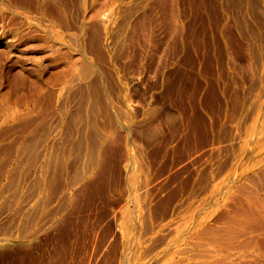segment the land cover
I'll return each instance as SVG.
<instances>
[{
	"label": "rangeland",
	"instance_id": "rangeland-1",
	"mask_svg": "<svg viewBox=\"0 0 264 264\" xmlns=\"http://www.w3.org/2000/svg\"><path fill=\"white\" fill-rule=\"evenodd\" d=\"M94 1L0 0V264H238L245 223L244 241L264 250V192L249 176L264 114V0Z\"/></svg>",
	"mask_w": 264,
	"mask_h": 264
},
{
	"label": "bare ground",
	"instance_id": "bare-ground-1",
	"mask_svg": "<svg viewBox=\"0 0 264 264\" xmlns=\"http://www.w3.org/2000/svg\"><path fill=\"white\" fill-rule=\"evenodd\" d=\"M46 1H47V0H46ZM56 1H58V0H56ZM65 1H66V0H65ZM95 1L98 2V0H95ZM95 1L92 2V3L94 4ZM99 1H100V0H99ZM155 1H158V0H155ZM166 1H167V0H166ZM175 1H176V0H175ZM250 1H251V0H250ZM256 1H257V0H256ZM61 2H62V0H61ZM68 2H69V1H68ZM85 2H86V1H85ZM104 2H106V0H105ZM172 2H173V1H172ZM251 2H252V1H251ZM253 2H254V1H253ZM253 2H252V3H253ZM111 3H113V1H112ZM135 3H136V1H135ZM148 3H149V2H148ZM160 3H161V1H160ZM162 3H163V2H162ZM165 3H166V2H165ZM237 3H238V2H237ZM243 3H245V2H243ZM259 3H260V2H259ZM95 4H96V3H95ZM95 4H94V5H95ZM130 4H131V3H130ZM136 4H137V3H136ZM149 4H150V3H149ZM152 4H153V3H152ZM154 4H155V3H154ZM154 4H153V5H154ZM163 4H164V3H163ZM232 4H234V3H232ZM241 4H242V3H241ZM68 5H69V4H68ZM86 5H87V4H86ZM109 5H110V4H109ZM126 5H128V4H126ZM156 5H157V4H156ZM165 5H166V4H165ZM174 5H175V4H174ZM253 5H254V4H253ZM64 6H65V5H64ZM105 6H106V5H105ZM134 6H135V5H134ZM137 6H139V5H137ZM140 6H141V5H140ZM145 6H146V5H145ZM162 6H164V5H162ZM167 6H168V4H167ZM170 6H171V5H170ZM206 6H207V5H206ZM234 6H235V5H234ZM260 6H261V5H260ZM101 7H102V6H101ZM129 7H130V6H129ZM148 7H149V6H148ZM164 7H165V6H164ZM204 7H205V6H204ZM230 7H231V6H230ZM236 7H237V6H236ZM252 7H253V6H252ZM254 7H255V5H254ZM262 7H263V6H262ZM262 7H261V8H262ZM67 8H68V7H67ZM91 8H92V7H91ZM103 8H104V7H103ZM103 8H102V9H103ZM119 8H120V7H119ZM126 8H127V7H126ZM126 8H125V9H126ZM160 8H161V7H160ZM170 8H171V7H170ZM206 8H207V7H206ZM211 8H212V7H211ZM97 9H98V8H97ZM112 9H113V7H112ZM125 9H124V10H125ZM128 9H129V8H128ZM130 9H131V8H130ZM130 9H129V10H130ZM146 9H147V8H146ZM173 9H174V8H173ZM214 9H215V8H214ZM250 9H251V8H250ZM262 9H263V8H262ZM107 10H109V9H107ZM120 10H121V9H120ZM122 10H123V9H122ZM135 10H136V9H135ZM140 10H141V9H140ZM161 10H162V9H161ZM251 10H252V9H251ZM254 10H255V9H254ZM100 11H102V10H100ZM100 11H99V12H100ZM111 11H112V10H111ZM111 11H110V13H111ZM125 11H126V10H125ZM127 11H128V10H127ZM149 11H150V10H149ZM158 11H159V10H158ZM171 11L173 12V10H171ZM260 11H261V10H260ZM108 12H109V11H108ZM146 12H148V11H146ZM150 12H151V11H150ZM153 12H154V11H153ZM172 12H171V13H172ZM174 12H175V11H174ZM253 12H254V11H253ZM90 13H92V12H90ZM131 13H132V12H131ZM133 13H134V12H133ZM158 13H159V12H158ZM257 13H258V11L256 12V14H257ZM93 14H94V13H93ZM119 14H120V13H119ZM121 14H123V13H121ZM125 14H126V13H125ZM144 14H146V13H144ZM144 14H143V15H144ZM153 14H154V13H153ZM173 14H174V13H173ZM175 14H176V12H175ZM256 14H254V15H256ZM94 15L96 16V13H95ZM129 15H130V14H129ZM148 15H149V14H148ZM151 15H152V14H151ZM67 16H68V15H67ZM95 16H94V17H95ZM100 16H101V15H100ZM108 16H109V15H108ZM118 16H120V15H118ZM139 16H140V15H139ZM139 16H138V18H139ZM144 16H145V15H144ZM146 16H147V15H146ZM171 16H172V14H171ZM236 16H237V15H236ZM244 16H245V15H244ZM96 17H97V16H96ZM123 17H124V14H123ZM123 17H122V18H123ZM155 17H156V16H155ZM172 17H173V16H172ZM177 17H178V16H177ZM259 17H260V16H259ZM259 17H257V18H259ZM64 18H65V17H64ZM92 18H93V17H92ZM107 18H108V17H107ZM143 18H144V17H143ZM146 18H147V17H146ZM219 18H220V17H219ZM237 18H238V17H237ZM255 18H256V17H255ZM261 18H262V17H261ZM69 19H70V18H69ZM89 19H90V18H89ZM99 19H100V18H99ZM99 19H98V20H99ZM102 19H103V17H102ZM109 19H110V17H109ZM109 19H108V20H109ZM116 19H117V18H116ZM119 19H120V18H119ZM119 19H118V20H119ZM144 19H145V18H144ZM156 19H157V18H156ZM156 19H155V20H156ZM87 20H88V19H87ZM136 20H137V19H136ZM140 20H141V18H140ZM236 20H237V19H236ZM80 21H81V20H80ZM94 21H95V20H94ZM96 21H97V20H96ZM120 21H122V20L120 19ZM125 21H126V20H125ZM142 21H143V20H142ZM145 21H146V19H145ZM173 21H174V20H173ZM176 21H177V20H176ZM178 21H179V20H178ZM178 21H177V22H178ZM219 21H220V20H219ZM68 22H69V21H68ZM92 22H93V21H92ZM133 22H134V21H133ZM166 22H167V21H166ZM169 22H170V20H169ZM237 22H238V21H237ZM262 22H263V20H262ZM66 23H67V22H66ZM120 23H121V22H120ZM140 23H141V21H140ZM143 23H144V22H143ZM154 23H155V22H154ZM161 23H162V22H161ZM173 23H174V22H173ZM179 23H180V22H179ZM99 24H100V23H99ZM122 24H123V23H122ZM141 24H142V23H141ZM145 24H146V23H145ZM156 24H157V23H156ZM165 24H166V23H165ZM219 24H220V22H219ZM219 24H218V25H219ZM238 24H239V23H238ZM240 24H241V23H240ZM117 25H118V24H117ZM135 25H137V24H135ZM139 25H140V24H139ZM154 25H155V24H154ZM158 25L160 26V24H158ZM186 25H187V24H186ZM263 25H264V23H263ZM65 26H66V25H65ZM113 26H114V25H113ZM119 26H120V25H119ZM123 26H125V25H123ZM146 26H147V25H146ZM159 26H158V27H159ZM162 26H163V25H162ZM172 26H173V25H172ZM174 26H175V25H174ZM177 26H178V25H177ZM242 26H243V25H242ZM115 27H116V26H115ZM115 27H114V28H115ZM142 27H143V26H142ZM144 27H145V26H144ZM184 27H185V26H184ZM101 28H102V27H101ZM117 28H119V27H117ZM120 28H121V27H120ZM167 28H168V27H167ZM175 28H176V27H175ZM177 28H178V27H177ZM187 28H188V27H187ZM193 28H194V27H193ZM225 28H226V27H225ZM261 28H262V27H260V29H261ZM263 28H264V27H263ZM122 29H123V28H122ZM136 29H137V28H135V30H136ZM142 29H143V28H142ZM156 29H157V27H156ZM191 29H192V28H191ZM91 30L93 31V29H91ZM123 30H124V29H123ZM159 30H160V29H159ZM167 30H168V29H167ZM192 30H193V29H192ZM242 30L244 31V29H242ZM253 30H254V29H253ZM253 30H252V31H253ZM255 30H257V29H255ZM261 30H262V29H261ZM72 31H73V30H72ZM92 31H90V32L92 33ZM114 31H116V30H114ZM146 31H147V30H146ZM170 31H171V30H170ZM174 31H175V30H174ZM197 31H198V30H197ZM204 31H205V30H204ZM243 31H242V32H243ZM77 32H78V31H77ZM82 32H83V31H82ZM142 32H143V31H142ZM157 32H158V31H157ZM172 32H173V31H172ZM187 32H188V31H187ZM189 32H190V31H189ZM256 32H257V31H256ZM117 33H118V31H117ZM117 33H116V34H117ZM137 33H138V32H137ZM139 33H140V32H139ZM184 33H185V32H184ZM196 33H197V32H196ZM250 33H251V32H250ZM253 33H254V32H253ZM76 34H77V33H76ZM144 34H145V33H144ZM144 34H143V35H144ZM153 34H154V33H153ZM175 34H176V33H174L173 35H175ZM177 34H178V33H177ZM85 35H87V33H86ZM127 35H128V34H127ZM138 35H139V34H138ZM140 35H141V34H140ZM147 35H148V34H147ZM147 35H145V36H147ZM247 35H248V34H247ZM253 35H254V34H253ZM72 36H73V35H72ZM89 36H91V35H89ZM132 36H133V35H132ZM177 36H178V35H177ZM263 36H264V35H263ZM86 37H87V36H86ZM91 37H92V36H91ZM139 37H140V36H139ZM157 37H158V36H157ZM178 37H179V36H178ZM178 37H177V38H178ZM248 37H249V36H248ZM248 37H247V38H248ZM95 38H96V37H95ZM95 38H94V39H95ZM116 38H117V37H116ZM131 38H133V37H131ZM152 38H153V37H152ZM152 38H151V39H152ZM177 38H176V39H177ZM197 38H198V37H197ZM199 38H200V37H199ZM73 39H75V38H73ZM97 39H98V38H97ZM113 39H114V38H113ZM129 39H130V37H129ZM133 39H135V38H133ZM136 39H137V37H136ZM140 39H141V38H139V40H140ZM183 39H184V38H183ZM262 39H263V38H262ZM95 40H96V39H95ZM95 40H94V41H95ZM126 40H127V39H126ZM153 40H154V39H153ZM159 40H160V39H159ZM170 40H171V39H170ZM173 40H174V39H173ZM195 40H196V39H195ZM203 40H204V39H203ZM248 40H250V39H248ZM256 40H257V37H256ZM263 40H264V39H263ZM92 41H93V40H92ZM128 41H129V40H128ZM140 41H141V40H140ZM154 41H155V40H154ZM156 41H157V40H156ZM185 41H186V40H185ZM196 41H197V40H196ZM198 41H199V40H198ZM198 41H197V42H198ZM204 41H205V40H204ZM97 42H98V41H97ZM112 42H113V40H112ZM133 42H134V41H133ZM144 42H145V41H144ZM152 42H153V41H152ZM168 42H169V40H168ZM250 42H251V41H250ZM114 43H115V42H114ZM118 43H120V42H118ZM124 43H125V42H124ZM130 43H131V41H130ZM156 43H157V42H156ZM200 43H201V42H200ZM251 43H252V42H251ZM109 44H110V43H109ZM112 44H113V43H112ZM133 44H134V43H133ZM135 44H136V42H135ZM135 44H134V45H135ZM89 45H90V44H89ZM92 45H93V44H92ZM123 45H124V44H123ZM140 45H141V44H140ZM152 45H153V44H152ZM159 45H160V43H159ZM169 45H170V44H169ZM204 45H205V44H204ZM210 45H211V43H210ZM95 46H96V45H95ZM121 46H122V45H121ZM141 46H142V45H141ZM82 47H83V46H82ZM92 47H94V46H92ZM92 47H91V48H92ZM111 47H112V46H111ZM139 47H140V46H139ZM157 47H158V46H157ZM88 48H89V47H88ZM117 48H119V47H117ZM129 48H130V46H129ZM158 48H159V47H158ZM158 48H157V49H158ZM177 48H178V47H177ZM180 48H181V47H180ZM241 48H242V47H241ZM252 48H254V47H252ZM133 49H134V48H133ZM139 49H140V48H139ZM95 50H96V49H95ZM121 50H122V49H121ZM128 50H129V49H128ZM134 50H138V48H137V49H134ZM151 50H152V49H151ZM93 51H94V50H93ZM101 51H102V50H101ZM119 51H120V50H119ZM139 51H140V50H139ZM152 51H154V49H153ZM124 52H125V51H124ZM132 52H133V51H132ZM135 52H136V51H135ZM101 53H102V52H101ZM116 53H117V52H116ZM130 53H131V52H130ZM152 53H154V52H152ZM157 53H158V52H157ZM166 53H167V52H166ZM168 53H169V52H168ZM173 53H174V52H173ZM253 53H254V51H253ZM257 53H258V52H257ZM53 54H54V53H53ZM93 54H94V53H93ZM98 54H99V53H98ZM102 54H103V53H102ZM104 54H105V53H104ZM127 54H129V53L127 52ZM250 54H251V53H250ZM95 55H96V54H95ZM95 55H94V56H95ZM122 55H123V53H122ZM130 55H131V54H130ZM134 55H135V54H134ZM154 55H155V54H154ZM164 55H165V54H164ZM167 55H168V54H167ZM167 55H166V56H167ZM254 55H256V54H254ZM142 56H143V54H142ZM160 56H162V55H160ZM160 56H159V57H160ZM168 56H169V55H168ZM50 57H51V56H50ZM95 57H96V56H95ZM119 57H120V56H119ZM128 57H129V56H128ZM162 57H163V56H162ZM172 57H173V56H172ZM51 58H52V57H51ZM141 58H142V57H141ZM141 58H140V60H141ZM147 58H148V57H147ZM147 58H146V59H147ZM150 58H151V57H150ZM56 59H57V58H56ZM113 59H114V58H113ZM129 59H130V58H129ZM257 59H258V58H257ZM77 60H78V58H77ZM130 60H131V59H130ZM133 60H134V59H133ZM135 60H136V59H135ZM149 60H151V59H149ZM154 60H155V59H154ZM159 60H160V59H159ZM159 60H158V61H159ZM162 60H163V59H162ZM170 60H171V59H170ZM53 61H54V60H53ZM136 61H138V60H136ZM152 61H153V60H152ZM139 62H140V61H139ZM148 62H149V61H148ZM254 62H255V61H254ZM258 62H259V61H258ZM97 63H99V62H97ZM118 63H119V62H118ZM160 63H161V62H160ZM247 63H248V62H247ZM256 63H257V62H256ZM132 64H134V63H132ZM163 64H164V63H163ZM259 64H260V63H259ZM101 65H102V64H101ZM138 65H139V64H138ZM151 65H152V64H151ZM157 65H158V64H157ZM161 65H162V64H161ZM252 65H253V64H252ZM81 66H82V64H81ZM89 66H90V64H89ZM145 66L147 67V65H145ZM148 66H149V63H148ZM255 66H256V65H255ZM149 67H150V66H149ZM149 67H148V68H149ZM246 67H247V66H246ZM246 67H245V68H246ZM252 67H253V66H252ZM66 68H67V67H66ZM81 68H82V67H81ZM88 68H89V67H88ZM91 68H92V66H91ZM101 68H102V67H101ZM151 68H152V66H151ZM247 68H248V67H247ZM103 69H104V67H103ZM149 69H150V68H149ZM171 69H172V68H171ZM68 70L70 71V69H68ZM71 70H72V69H71ZM81 70H82V69H81ZM81 70H80V71H81ZM140 70H141V69H140ZM160 70H161V69H160ZM246 70H247V69H246ZM62 71H63V70H62ZM103 71H105V70H103ZM135 71H136V70H135ZM166 71H168V70H166ZM254 71H255V70H254ZM64 72H65V71H64ZM67 72H68V71H67ZM82 72H83V71H82ZM129 72H130V71H129ZM140 72H141V71H140ZM83 73H84V72H83ZM149 73H150V72H149ZM152 73H153V72H152ZM258 73H259V69H258ZM66 74H67V73H66ZM66 74H65V75H66ZM87 74H89V73H87ZM87 74H86V75H87ZM132 74H133V73H132ZM134 74H135V73H134ZM153 74H154V73H153ZM164 74H165V73H164ZM166 74H167V73H166ZM246 74H247V73H246ZM61 75H62V74H61ZM65 75H64V76H65ZM69 75H71V74H69ZM81 75H82V74H81ZM86 75H85V76H86ZM93 75H94V74H93ZM95 75L97 76V74H95ZM129 75H130V74H129ZM129 75H127V76H129ZM138 75H139V73H138ZM249 75H250V74H249ZM64 76H63V77H64ZM67 76H68V75H67ZM88 76H89V75H88ZM149 76L151 77L152 75H149ZM252 76H253V75H252ZM61 77H62V76H61ZM72 77H73V76H72ZM72 77L69 78V79H72ZM75 77H77V76H75ZM134 77H135V76H134ZM165 77H168V76H165ZM246 77H247V76H246ZM249 77H250V76H249ZM254 77H255V76H254ZM93 78H94V77H93ZM95 78H96V77H95ZM97 78H98V77H97ZM102 78H103V77H102ZM110 78H111V77H110ZM125 78H126V77H125ZM142 78H143V77H142ZM169 78H170V77H169ZM182 78H183V77H182ZM255 78H256V77H255ZM90 79H91V78H90ZM146 79H147V78H146ZM252 79H253V78H252ZM256 79H257V78H256ZM104 80H105V79H104ZM110 80H111V79H110ZM136 80H137V79H136ZM140 80H141V79H140ZM152 80H153V78H152ZM154 80H155V79H154ZM158 80H159V78H158ZM168 80H169V79H168ZM236 80H237V79H236ZM69 81H70V80H69ZM86 81L90 82L89 80H86ZM86 81H85V82H86ZM98 81H99V80H98ZM98 81H97V82H98ZM142 81H143V79H142ZM147 81H148V79H147ZM234 81H235V80H234ZM237 81H238V80H237ZM250 81H251V80H250ZM262 81H263V80H262ZM106 82H107V81H106ZM112 82H113V81H112ZM128 82H129V79H128ZM128 82H127V83H128ZM133 82H134V81H133ZM135 82H136V81H135ZM149 82H150V81H149ZM157 82H158V81H157ZM173 82H174V81H173ZM182 82H183V81H182ZM80 83H82V82H80ZM80 83H79V84H80ZM99 83H101V82H99ZM99 83H97V84H99ZM109 83H110V82H109ZM137 83H138V82H137ZM143 83H144V81H143ZM147 83H148V82H147ZM155 83H156V81H155ZM159 83H160V82H158L157 85H159ZM185 83H186V82H185ZM85 84H86V83H85ZM90 84H91V83H90ZM92 84H93V83H92ZM92 84H91V85H92ZM95 84H96V83H95ZM128 84H129V83H128ZM151 84H152V83H151ZM171 84H172V83H171ZM173 84H174V83H173ZM231 84H232V83H231ZM238 84H239V83H238ZM251 84H252V83H251ZM254 84H256V83H254ZM257 84H258V83H257ZM257 84H256V86H257ZM261 84H262V83H261ZM83 85H84V83H83ZM83 85H82V86H83ZM87 85H88V84H87ZM133 85H136V84H133ZM153 85H154V84H153ZM153 85H152V86H153ZM236 85H237V83H236ZM247 85H248V84H247ZM247 85H246V86H247ZM68 86H69V85H68ZM75 86L77 87L78 85H75ZM79 86H80V85H79ZM89 86H90V85H89ZM93 86L95 87V85H93ZM93 86H92V87H93ZM96 86H97V85H96ZM250 86H251V85H250ZM87 87H88V86H87ZM103 87H104V86H103ZM137 87H139V86H137ZM148 87H149V86H148ZM150 87H151V86H150ZM182 87H183V86H182ZM239 87H240V86H239ZM248 87H249V86H248ZM68 88H69V87H68ZM74 88H75V87H74ZM79 88H80V87H79ZM84 88H85V87H84ZM95 88H96V87H95ZM99 88H101V87H99ZM140 88H142V87H140ZM185 88H186V87H185ZM228 88H230V87H228ZM236 88H237V87H236ZM101 89H102V88H101ZM133 89H134V88H133ZM137 89H138V88H137ZM145 89H146V88H145ZM173 89H174V87H173ZM224 89H225V88H224ZM75 90H76V89H75ZM78 90H79V89H78ZM89 90H90V89H89ZM93 90H94V89H93ZM98 90H99V89H98ZM122 90H123V89H122ZM228 90H229V89H228ZM252 90H253V89H252ZM83 91H84V89H83ZM90 91H91V90H90ZM96 91H97V90H96ZM129 91H131V90L129 89ZM143 91H144V90H143ZM145 91H146V90H145ZM236 91H237V90H236ZM238 91L240 92L239 89H238ZM72 92H73V90H72ZM84 92H85V91H84ZM93 92H95V91H93ZM101 92H102V91H101ZM137 92H139V91H137ZM147 92H148V90H147ZM147 92H146V93H147ZM170 92H171V91H170ZM251 92H252V91H251ZM86 93H87V91H86ZM91 93H92V92H91ZM109 93H110V92H109ZM142 93H143V92H142ZM231 93H232V92H231ZM252 93H253V92H252ZM94 94H95V93H94ZM96 94H97V93H96ZM101 94H102V93H101ZM171 94H172V92H171ZM73 95H74V94H73ZM88 95H89V94H88ZM90 95H91V94H90ZM129 95H130V94H129ZM139 95H140V94H139ZM143 95H144V94H143ZM236 95H237V94H236ZM81 96H82V95H81ZM96 96H97V95H96ZM100 96H101V95H100ZM102 96H103V95H102ZM132 96H133V95H132ZM141 96H142V94H141ZM146 96H147V95H146ZM169 96H170V95H169ZM171 96H172V95H171ZM215 96H216V95H215ZM234 96H235V93H234ZM247 96H248V95H247ZM74 97H75V96H74ZM83 97H84V95H83ZM83 97H82V98H83ZM86 97H87V96H86ZM93 97H94V96H93ZM93 97H91V98H93ZM98 97H99V96H98ZM104 97H105V96H104ZM128 97H129V96H128ZM128 97H127V98H128ZM232 97H233V96H232ZM95 98H96V97H95ZM133 98H134V97H133ZM236 98H238V97H236ZM74 99H75V98H74ZM93 99H94V98H93ZM100 99H101V98H100ZM130 99H131V98H130ZM139 99L141 100V97H140ZM142 99H143V98H142ZM234 99H235V98H234ZM234 99H233V100H234ZM257 99H258V98H257ZM113 100H114V99H113ZM118 100H119V99H118ZM154 100H155V99H154ZM237 100H239V98H238ZM262 100H263V99H262ZM79 101H80V100H79ZM81 101H82V100H81ZM120 101H121V100H120ZM136 101H137V100H136ZM138 101H139V100H138ZM157 101H158V100H157ZM222 101H223V100H222ZM222 101H221L220 103H222ZM235 101H236V100H235ZM235 101H234V103H235ZM67 102H68V101H67ZM118 102H119V101H118ZM139 102H140V101H139ZM143 102H144V101H143ZM236 102H238V101H236ZM83 103H84V102H83ZM83 103H82V104H83ZM85 103H86V102H85ZM132 103H133V102H132ZM132 103H131V104H132ZM254 103H256V101H255ZM254 103H253V104H254ZM261 103H262V102H261ZM135 104H136V103H135ZM141 104H142V103H141ZM228 104H229V103H228ZM256 104H257V103H256ZM77 105H78V104H77ZM80 105H81V104H80ZM86 105H87V104H86ZM91 105H92V104H91ZM101 105H102V104H101ZM122 105H123V102H122ZM144 105H145V103H144ZM222 105H223V104H222ZM222 105H221V106H222ZM244 105H246V104H244ZM261 105H262V104H261ZM63 106H64V105H63ZM81 106H82V105H81ZM98 106H99V105H98ZM119 106H120V105H119ZM132 106H133V105H132ZM139 106H140V105H139ZM239 106H240V105H239ZM255 106H256V105H255ZM76 107H77V106H76ZM76 107H75V108H76ZM89 107H90V106H89ZM92 107H93V105H92ZM96 107H97V106H96ZM96 107H94V108H96ZM133 107H134V106H133ZM133 107H132V108H133ZM149 107H150V106H149ZM152 107H153V106H152ZM152 107H150V108H152ZM249 107H251V105H250ZM258 107H259V106H258ZM258 107H257V108H258ZM262 107H263V106H262ZM73 108H74V107H73ZM84 108H85V107H84ZM101 108H102V107L100 106V109H101ZM106 108H107V107H106ZM139 108H140V107H139ZM158 108H159V107H158ZM229 108H231V107H229ZM257 108H256V111H257ZM76 109H77V108H76ZM92 109H93V108H92ZM130 109H131V108H130ZM152 109H153V108H152ZM221 109H222V108H221ZM231 109H234V108H231ZM258 109H259V108H258ZM63 110H64V109H63ZM96 110H97V109H96ZM124 110H125V109H124ZM136 110H137V109H136ZM150 110H151V109H150ZM150 110H149V113H150ZM163 110H164V109H163ZM219 110H220V109H219ZM234 110H235V109H234ZM254 110H255V109H254ZM260 110H262V109H260ZM260 110H259V111H260ZM76 111H79V110H76ZM89 111H90V109H89ZM108 111H109V109H108ZM158 111H159V110H158ZM158 111H157V112H158ZM166 111H167V110H166ZM166 111H165V112H166ZM229 111H230V110H229ZM62 112H63V111H62ZM79 112H80V111H79ZM79 112H78L77 114H79ZM84 112H85V111H84ZM92 112H93V111H92ZM95 112H96V111H95ZM95 112H94V113H95ZM102 112H103V111H102ZM106 112H107V111H106ZM110 112H111V111H110ZM119 112H120V111H119ZM134 112H135V111H134ZM138 112H139V111H138ZM146 112H147V111H146ZM154 112H155V111H154ZM217 112H219V111H217ZM222 112H223V111H222ZM236 112H237V111H236ZM236 112H235V113H236ZM257 112H258V111H257ZM72 113H73V112H72ZM88 113H89V112H88ZM94 113H93V116H94ZM103 113H104V112H103ZM121 113H122V112H121ZM159 113H161V112H159ZM168 113L170 114L169 111L167 112V114H168ZM172 113H173V112H172ZM235 113H234V114H235ZM247 113H248V112H247ZM253 113H254V112H253ZM75 114H76V113H75ZM75 114H73V116H74ZM81 114H82V113H81ZM81 114H80V115H81ZM90 114H91V113H90ZM95 114H96V113H95ZM110 114H111V113H110ZM125 114H126V113H125ZM125 114H124V115H125ZM150 114H151V113H150ZM221 114H222V113H221ZM260 114H261V111H260ZM260 114L257 113L256 117H254V118H255V119H254L255 121H254V125H253V130H254V139H255L254 142H255V143H254L253 149L251 148V149H252L251 152H253V153H252V157H253V158H252V161H251V162H252V166L250 165V166H251L250 171H251L252 174H249V176H251V183H250V184H253V185H250V188H253L252 190H254L256 193H261V191L264 192V152H262V149H261V147H260V146H261V145H260V140H261V138L263 137V133H262V130H261V129H262V128H261V125H262V121L264 120V118L262 117V119H261V115H262L263 113H262L261 115H260ZM68 115H69V114H68ZM82 115H83V114H82ZM111 115H112V114H111ZM122 115H123V114H122ZM135 115H136V114H135ZM157 115H158V113H157ZM163 115H164V114H163ZM170 115H171V114H170ZM192 115H193V114H192ZM219 115H220V114H219ZM248 115H249V114H248ZM263 115H264V114H263ZM69 116H70V115H69ZM83 116H84V115H83ZM98 116H99V115H98ZM137 116H138V115H137ZM137 116H136V117H137ZM146 116H147V115H146ZM158 116H159V115H158ZM164 116H165V115H164ZM174 116L176 117V115H174ZM220 116H222V115H220ZM252 116H253V115H252ZM74 117H75V116H74ZM84 117H85V116H84ZM104 117H105V115H104ZM106 117H107V116H106ZM160 117H161V116H160ZM166 117H167V116H166ZM185 117H186V116H185ZM215 117H216V115H215ZM228 117H229V115H228ZM70 118H71V117H70ZM110 118H111V117H110ZM145 118L148 119L147 117H145ZM158 118H159V117H158ZM161 118H162V117H161ZM171 118H172V117H171ZM176 118H177V117H176ZM188 118H189V117H188ZM194 118H195V117H194ZM213 118H214V117H213ZM229 118H230V117H229ZM83 119H84V118H83ZM143 119H144V118H143ZM143 119H142V120H143ZM146 119H144V120H146ZM227 119H228V118H227ZM231 119H232V118H231ZM73 120H74V119H73ZM80 120H81V119H80ZM80 120H79V121H80ZM90 120H91V119H90ZM150 120H152V119L150 118ZM179 120H180V119H179ZM199 120H200V119H199ZM216 120H217V119H216ZM232 120H233V119H232ZM69 121H72V120H69ZM91 121H92V120H91ZM108 121H109V118H108ZM111 121H112V119H111ZM129 121H130V120H129ZM147 121H148V120H147ZM147 121H146V122H147ZM184 121H185V119H184ZM233 121H234V120H233ZM244 121H245V120H244ZM77 122H78V119H77ZM97 122H98V119H97ZM113 122H114V121H112V123H113ZM153 122H154V121H153ZM156 122H157V121H156ZM159 122H161V121H159ZM234 122H235V121H234ZM139 123H141V122H139ZM214 123H215V122H214ZM232 123H233V122H232ZM242 123H243V122H242ZM245 123H246V122H245ZM77 124H78V123H77ZM93 124H94V123H93ZM115 124H116V123H115ZM143 124H144V123H143ZM146 124H148V123H145V125H146ZM149 124H150V123H149ZM159 124H160V123H159ZM164 124H165V123H164ZM195 124H196V123H195ZM195 124H193V125H195ZM223 124H225V123H223ZM85 125H86V124H85ZM99 125H100V124H99ZM108 125H109V124H108ZM140 125H141V124H140ZM162 125H163V124H162ZM217 125H219V124H217ZM247 125H248V124H247ZM69 126L71 127L72 125H69ZM79 126H80V125H79ZM81 126H82V125H81ZM91 126H92V125H91ZM93 126H94V125H93ZM100 126H101V125H100ZM138 126H139V125H138ZM242 126H244V125H242ZM70 127H69V128H70ZM73 127H74V126H72V128H73ZM112 127H114V126L112 125ZM115 127H116V126H115ZM160 127H161V126H160ZM164 127H166V126H164ZM167 127H169V126H167ZM189 127H190V125H189ZM215 127H216V126H215ZM215 127H214V128H215ZM223 127H224V126H223ZM226 127H227V126H226ZM69 128H68V129H69ZM84 128H85V127H84ZM96 128H97V127H96ZM100 128H101V127H100ZM107 128H108V126H107ZM110 128H111V126H110ZM174 128H175V127H174ZM245 128H246V126H245ZM89 129H90V127H89ZM89 129H88V130H89ZM91 129H93V128H91ZM105 129H106V128H105ZM113 129H114V128H113ZM140 129H141V127H140ZM170 129H171V128H170ZM66 130H67V129H66ZM66 130H65V131H66ZM75 130H76V129H75ZM75 130H74V131H75ZM171 130H172V129H171ZM190 130H191V129H190ZM227 130H228V128H227ZM231 130H232V129H231ZM242 130H243V129H242ZM79 131H80V129H79ZM94 131H95V130H94ZM113 131H114V130H113ZM117 131H119V130H117ZM187 131H188V130H187ZM228 131H229V130H228ZM228 131H227V133H228ZM100 132H102V131H100ZM110 132H112V131H110ZM152 132H153V131H152ZM156 132H157V131H156ZM208 132H209V130H208ZM220 132H221V131H220ZM225 132H226V131H224V133H225ZM61 133H62V132H61ZM112 133H113V132H112ZM172 133H173V132H172ZM174 133H175V132H174ZM189 133H190V132H189ZM224 133H223V134H224ZM227 133H226V134H227ZM231 133H232V132H231ZM250 133H251V132H250ZM63 134H64V133H63ZM82 134H83V133H82ZM87 134H88V133H87ZM100 134H101V133H100ZM100 134H99V135H100ZM105 134H106V133H105ZM153 134H154V133H153ZM156 134H157V133H156ZM156 134H155V135H156ZM210 134H211V133H210ZM221 134H222V132H221ZM223 134H222V135H223ZM246 134H247V133H246ZM246 134H245V135H246ZM80 135H81V133H80ZM83 135H84V134H83ZM89 135H90V134H89ZM89 135H88V136H89ZM102 135H103V134H102ZM113 135H114V134H112V136H113ZM115 135L117 136V134H115ZM115 135H114V136H115ZM167 135H168V134H167ZM187 135H189V134L187 133ZM191 135H192V134H191ZM205 135H206V133H205ZM222 135H221V136H222ZM227 135H228V134H227ZM250 135H251V134H250ZM78 136H79V135H78ZM112 136H111V137H112ZM68 137H69V136H68ZM71 137H73V136L71 135ZM82 137H83V136H82ZM95 137H96V135H95ZM149 137H150V136H149ZM165 137H166V135H165ZM206 137H207V136H206ZM226 137H228V136H226ZM226 137H223V138L226 139ZM61 138H62V137H61ZM75 138H76V137H75ZM78 138H80V136H79ZM91 138H92V137H91ZM91 138H90V140H91ZM96 138H97V137H96ZM108 138H109V137H108ZM113 138H114V137H112V139H113ZM117 138H118V137H117ZM204 138H205V137H204ZM244 138H245V137H244ZM72 139H73V138H72ZM84 139H85V138H84ZM88 139H89V138H88ZM93 139H94V138H93ZM114 139H115V138H114ZM165 139H166V138H165ZM168 139H169V137H168ZM207 139H208V138H207ZM76 140H77V139H76ZM97 140H98V139H97ZM116 140H118V139H116ZM189 140H190V139H189ZM199 140H200V139H199ZM231 140H232V139H231ZM245 140H246V139H245ZM62 141H63V140H62ZM77 141H78V140H77ZM77 141H75V142L77 143ZM113 141H114V140H113ZM118 141H119V140H118ZM165 141H166V140H165ZM203 141H204V140H203ZM221 141H222V140H221ZM224 141H225V140H224ZM50 142H51V141H50ZM73 142H74V141H73ZM78 142H79V141H78ZM82 142H83V141H82ZM98 142H99V141H97V143H98ZM115 142H116V141H115ZM163 142H164V140H163ZM163 142H162V143H163ZM199 142H200V141H199ZM206 142H207V141H206ZM209 142H211V141H209ZM241 142H242V141H241ZM54 143H55V142H54ZM61 143H62V142H61ZM90 143H91V142H90ZM113 143H114V142H113ZM113 143H112V145H113ZM200 143H201V142H200ZM207 143H208V142H207ZM225 143H226V142H224V144H225ZM243 143H244V142H243ZM263 143H264V142H263ZM263 143H262V144H263ZM50 144H51V143H50ZM67 144H68V143H67ZM108 144H109V141H108ZM110 144H111V142H110ZM135 144H137V143H135ZM163 144H164V143H163ZM166 144H167V143H166ZM205 144H206V143H205ZM214 144H215V143H214ZM234 144H235V143H234ZM244 144H245V143H244ZM56 145H57V144H56ZM56 145H55V146H56ZM76 145H77V144H76ZM99 145H100V144H99ZM196 145H197V144H196ZM53 146H54V145H53ZM68 146H69V145H68ZM72 146H73V145H72ZM96 146H97V145H96ZM137 146H138V145H137ZM137 146H135V147H137ZM215 146H216V145H215ZM215 146H214V147H215ZM221 146H222V145H221ZM227 146H228V145H227ZM98 147H99V146H98ZM106 147H107V146H106ZM114 147H115V145H114ZM153 147H154V146H153ZM153 147H151V148H153ZM209 147H210V145H209ZM243 147H244V146H243ZM50 148H51V147H50ZM56 148H57V147H56ZM73 148H75V146H74ZM89 148H90V147H89ZM103 148H104V147H103ZM107 148H108V147H107ZM111 148H112V146H111ZM137 148H138V147H137ZM156 148H157V147H156ZM177 148H178V147H177ZM190 148H192V147H190ZM190 148H189V149H190ZM234 148H235V147H234ZM75 149H76V148H75ZM114 149H115V148H114ZM114 149H113V151H114ZM159 149H160V148H159ZM167 149H168V148H167ZM178 149H179V148H178ZM196 149H197V148H196ZM222 149H224V148H222ZM222 149H221V150H222ZM48 150H50V149H48ZM55 150H56V149H55ZM83 150H84V149H83ZM91 150H92V149H91ZM105 150H108V149H105ZM161 150H162V149H161ZM174 150H175V149H174ZM209 150H210V148H209ZM226 150H227V149H226ZM52 151H53V150H52ZM60 151H61V150H60ZM76 151H77V150H76ZM156 151H157V150H156ZM175 151H177V149H176ZM214 151H215V150H214ZM54 152H55V151H54ZM54 152H53V154H54ZM61 152H62V151H61ZM70 152H71V151H70ZM72 152H73V151H72ZM90 152H91V151H90ZM94 152H95V151H94ZM111 152H112V151H111ZM158 152H159V151H158ZM162 152H163V151H162ZM236 152H237V151H236ZM55 153H56V152H55ZM67 153H68V152H67ZM83 153H84V152H83ZM83 153H82V154H83ZM91 153H92V152H91ZM101 153H102V152H101ZM112 153H113V152H112ZM131 153H132V152H131ZM214 153H216V152H214ZM58 154H62V153L59 152ZM72 154H73V153H72ZM82 154H81V155H82ZM88 154H89V153H88ZM109 154H110V153H109ZM212 154H213V153H212ZM231 154H232V153H231ZM51 155H52V154H51ZM110 155H111V154H110ZM113 155H114V154H113ZM154 155H156V154H154ZM166 155H168V154H166ZM179 155H180V154H179V151H178V156H179ZM52 156H53V155H52ZM61 156H62V155H60V157H61ZM82 156H83V155H82ZM92 156H94V155H92ZM92 156H91V157H92ZM108 156H109V155H108ZM108 156H106V157H108ZM193 156H195V155H193ZM214 156H215V155H214ZM242 156H243V155H242ZM89 157H90V155H89ZM106 157H105V158H106ZM112 157H113V156H112ZM181 157H183V156H181ZM220 157H221V156H220ZM52 158H53V160H54L55 155H54V157H52ZM52 158H51V159H52ZM72 158H75V157H72ZM114 158H116V157H114ZM118 158H119V157H118ZM123 158H124V157H123ZM178 158H179V157H178ZM183 158H185V157H183ZM183 158H182V159H183ZM197 158H198V157L193 158V160H194V159H197ZM75 159H76V158H75ZM88 159H89V158H88ZM88 159H87V160H88ZM125 159H128V158H125ZM132 159H133V158H132ZM176 159H177V157H176ZM179 159H181V158H179ZM204 159H206V158H204ZM204 159H202V160H204ZM62 160H63V159H62ZM62 160H61V161H62ZM70 160H71V159H70ZM81 160H82V159H81ZM81 160H80V162H81ZM92 160H93V159H92ZM106 160H107V159H106ZM117 160H118V159H117ZM165 160H166V159H165ZM174 160H175V159H173V161H174ZM217 160H218V159H217ZM227 160H228V159H227ZM167 161H168V160H167ZM200 161H201V160H200ZM232 161H233V160H232ZM54 162H55V161H54ZM59 162H60V161H59ZM124 162H125V161H124ZM226 162H227V161H226ZM228 162H230V161H228ZM236 162H237V161H236ZM94 163H95V161H94ZM111 163H112V162H111ZM122 163H123V162H122ZM216 163H217V162H216ZM62 164H64V163H62ZM62 164H60L59 166H61ZM84 164H85V162H84ZM86 164H87V163H86ZM100 164H101V163H100ZM103 164H104V163H103ZM113 164H114V163H113ZM123 164H125V163H123ZM123 164H121V165H123ZM189 164H191V163H189ZM197 164H199V163H197ZM222 164H223V163H222ZM98 165H99V164H98ZM63 166H64V165H63ZM228 166H229V165H228ZM92 167H93V166H92ZM189 167H190V166H189ZM209 167H210V166H209ZM248 167H249V166H248ZM125 168H126V167H125ZM185 168H186V167H185ZM203 168H204V167H203ZM205 168H206V167H205ZM205 168H204V169H205ZM207 168H208V167H207ZM218 168L220 169V167H218ZM81 169H82V168H81ZM81 169H80V170H81ZM88 169H89V168H88ZM120 169H121V168H120ZM242 169H243V168H242ZM242 169H241V171H240V172H241V173H240V177H243V176H244V173L246 172L245 170H242ZM244 169H245V168H244ZM85 170H86V169H85ZM202 170H203V169H202ZM206 170H207V169H206ZM223 170H224V169H223ZM88 171H89V170H88ZM122 171H123V169H122ZM238 171H239V170H238ZM250 171H248V172H250ZM81 172H82V171H81ZM81 172H80V173H81ZM226 172H227V171H226ZM122 173H123V172H122ZM217 173H218V171H217ZM227 173H228V172H227ZM88 174H89V173H88ZM221 174H222V173H221ZM78 175H79V174H78ZM99 175H100V174H99ZM101 175H102V174H101ZM183 175H184V173H183ZM216 175H217V174H216ZM80 176H81V175H80ZM97 176H98V175H97ZM190 176H191V175H190ZM204 176H206V175H204ZM219 176H220V175H219ZM83 177H84V176H83ZM132 177H133V175H132ZM181 177H182V176H181ZM186 177H187V176H186ZM191 177H192V176H191ZM191 177H189V178H191ZM245 177H246V176H245ZM247 177H248V176H247ZM247 177H246V180H249V181H250V177H249V179H247ZM78 178H79V176H78ZM80 178H81V177H80ZM90 178H91V177H90ZM90 178H88V179H90ZM97 178H98V177H97ZM97 178H96V179H97ZM103 178H104V177H103ZM184 178H185V177H184ZM184 178H183V179H184ZM192 178H193V177H192ZM173 179H174V178H173ZM185 179H186V178H185ZM200 179H201V178H200ZM242 179H243V178H242ZM76 180H77V179H76ZM189 180H190V179H189ZM191 180H192V179H191ZM206 180H207V179H206ZM239 180H240V179H239ZM79 181H80V180H79ZM95 181H96V180H95ZM101 181H103V180H101ZM101 181H100V182H101ZM204 181H205V180H204ZM216 181H217V180H216ZM243 181H245V180L243 179ZM74 182H75V181H73L72 183H74ZM96 182H97V181H96ZM171 182H172V181H171ZM188 182H189V181H188ZM197 182H199V181L197 180ZM197 182H196V183H197ZM240 182H241V181H239L238 183H240ZM245 182H246V181H245ZM92 183H93V182H92ZM92 183H91V184H92ZM186 183H187V182H186ZM199 183H200V182H199ZM231 183H232V182H231ZM241 183H242V182H241ZM241 183H240V184H241ZM100 184H101V183H100ZM169 184H170V183H169ZM176 184H177V183H176ZM208 184H209V183H208ZM242 184H243V183H242ZM246 184H248V183H244L243 186H247V187H248V185H246ZM94 185H95V184H94ZM94 185H92V186H94ZM132 185H133V184H132ZM174 185H175V184H174ZM186 185H187V184H186ZM88 186H89V185H87V187H88ZM92 186H91V187H92ZM168 186H169V185H168ZM175 186H176V185H175ZM175 186H174V187H175ZM195 186H196V185H195ZM216 186H217V185H216ZM240 186H242V185H240ZM240 186H239V184H238V187H239L240 189H242V190H244L245 188H247V187H245V188H241ZM251 186H252V187H251ZM163 188H164V187H163ZM168 188H170V187H168ZM175 188H178V187H175ZM184 188H186V186H184ZM239 188H238V189H239ZM89 189H90V188H89ZM91 189H92V188H91ZM93 189H94V188H93ZM179 189H180V188H179ZM187 189H188V188H187ZM205 189H206V188H205ZM240 189H239V190H240ZM247 189H249V188H247ZM247 189H246V190H247ZM161 190H162V189H161ZM176 190H177V189H176ZM176 190H175V191H176ZM242 190H240V191H242ZM249 190H250V189H249ZM167 191H168V190H167ZM170 191H171V190H170ZM173 191H174V190H173ZM240 191H239V192H240ZM254 191H253V192H254ZM93 192H94V191H93ZM161 192H162V191H161ZM192 192H193V191H192ZM236 192H237V191H236ZM243 192H245V191H243ZM243 192H242V193H243ZM250 192H252V191L250 190ZM255 192H254V194H255ZM166 193H167V192H166ZM168 193H169V192H168ZM218 193H219V192H218ZM161 194H162V193H161ZM164 194H165V193H164ZM164 194H163V195H164ZM174 194H175V192H174ZM228 194H229V193H228ZM233 194H234V193H233ZM248 194H249V193H248ZM252 194H253V193H252ZM252 194H251V195H252ZM262 194H263V193H262ZM170 195H171V193H170ZM240 195H241V194H239V196H240ZM255 195H256V194H255ZM255 195H254V196H255ZM263 195H264V194H263ZM172 196H173V195H172ZM178 196H180V195H178ZM241 196H242V195H241ZM256 196H257V195H256ZM256 196H255V199H256ZM161 197H162V196H161ZM161 197H160V198H161ZM165 197H166V196H165ZM175 197H176V195H175ZM248 197H249V196H248ZM250 197H252V196H250ZM263 197H264V196H263ZM136 198H137V197H136ZM169 198H170V196H169ZM173 198H174V197H173ZM173 198H172V199H173ZM237 198H238V197H237ZM239 198H240V197H239ZM161 199H162V198H161ZM166 199H167V198H166ZM174 199H176V198H174ZM189 199H190V198H189ZM241 199H242V197H241ZM243 199H244L243 201H246L245 198H243ZM252 199H253V198H252ZM252 199H251V200H252ZM136 200H137V199H136ZM253 200H254V199H253ZM253 200H252V201H253ZM256 200H257V199H256ZM256 200H255V201H256ZM162 201H163V200H162ZM167 201H168V200H167ZM238 201H240V200H238ZM152 202H153V201H152ZM152 202H151V203H152ZM164 202H166V201H164ZM168 202H169V201H168ZM173 202H174V200H173ZM188 202H189V201H188ZM246 202H248V201H246ZM171 203H172V202H171ZM184 203H185V202H184ZM241 203H242V202H241ZM241 203H240V204H241ZM243 203H244V202H243ZM255 203H257V202H255ZM258 203H259V202H258ZM152 204H153V203H152ZM156 204H157V203H156ZM169 204H170V202H169ZM248 204H249V203H248ZM171 205H172V204H171ZM181 205H182V204H181ZM244 205H245V204H244ZM244 205H243V206H244ZM258 205H259V204H258ZM261 205L263 206L264 204H261ZM147 206H148V205H146V207H147ZM163 206H164V208H165V205H163ZM167 206H168V205H167ZM240 206H242V204H241ZM251 206H252V204H251ZM253 206H254V205H253ZM259 206H260V205H259ZM259 206H258V207H259ZM149 207H150V206H149ZM151 207H152V206H151ZM178 207H179V206H178ZM246 207H247V206H246ZM246 207H245V208H246ZM147 208H148V207H147ZM156 208H157V206H156ZM156 208H155V209H156ZM161 208H162V207H161ZM245 208H244V209H245ZM247 208H248V207H247ZM260 208H261V207H260ZM263 208H264V206H263ZM157 209H158V208H157ZM167 209H168V208H167ZM238 209H239V208H238ZM160 210H161V209H160ZM253 210H254V208H253ZM257 210H258V209H257ZM263 210H264V209H263ZM146 211H147V210H146ZM155 211H156V210H155ZM155 211H154V212H155ZM157 211H158V210H157ZM164 211H165V209H164ZM258 211H259V210H258ZM228 212H230V211H228ZM238 212H239V211H238ZM240 212H241V211H240ZM246 212H248V210H247ZM253 212H254V211H253ZM155 213H156V212H155ZM155 213H154V214H155ZM163 213H164V212H163ZM243 213H244V212H243ZM258 213H259V212H258ZM258 213H257V214H258ZM158 214H160V213L158 212ZM167 214H168V213H167ZM172 214H173V213H172ZM241 214H242V212H241ZM241 214H240V215H241ZM248 214H249V212H248ZM250 214H251V213H250ZM255 214H256V213H255ZM127 215H128V213H127ZM160 215H161V214H160ZM178 215H179V214H178ZM164 216H165V215H164ZM167 216H168V215H167ZM224 216H225V215H224ZM226 216H227V215H226ZM241 216H243V215H241ZM245 216H248V215H245ZM157 217H158V215H157ZM176 217H177V216H176ZM249 217H250V216H249ZM249 217H248V218H249ZM255 217H256V215H255ZM255 217H254V218H255ZM258 217H260V215H259ZM155 218H156V217H155ZM225 218H226V217H225ZM225 218H224V219H225ZM256 218H257V217H256ZM260 218H261V217H260ZM117 219H118V218H117ZM162 219H163V218H162ZM162 219H161V220H162ZM164 219H165V217H164ZM250 219H251V218H250ZM250 219H249V220H250ZM258 219H259V218H258ZM258 219H256V220H258ZM262 219H263V218H262ZM262 219H260V220L262 221ZM157 220H158V219H157ZM177 220L179 221L180 219H177ZM226 220H228V218H227ZM236 220H237V218H236ZM162 221H163V220H162ZM253 221H254V220H253ZM258 221H259V220H258ZM160 222H161V221H160ZM174 222H175V221H174ZM176 222H177V221H176ZM238 222L240 223V221H238ZM242 222H243V220H242ZM254 222H255V221H254ZM259 222H260V221H259ZM125 223H126V222H125ZM236 223H237V221H236ZM243 223H244V222H243ZM251 223H252V222H251ZM256 223H258V222L256 221ZM261 223H262V222H261ZM261 223H260V224H261ZM154 224H155V223H154ZM158 224H159V222H158ZM172 224H173V223H172ZM262 224H263V223H262ZM65 225H66V224H65ZM168 225H169V224H168ZM173 225H174V224H173ZM176 225H177V223H176ZM244 225H247V224L245 223ZM244 225L241 224L242 228H243ZM251 225H252V224H251ZM254 225H255V223H254ZM254 225H253V226H254ZM135 226H136V225H135ZM248 226H249V224H248ZM253 226H251V227H253ZM259 226H261V225H259ZM223 227H224V225H223ZM223 227H222V228H223ZM251 227L249 226V228H251ZM254 227H255V226H254ZM254 227H253V228H254ZM262 227H263V226H262ZM149 228H150V227H149ZM156 228H157V226H156ZM242 228H241V229H240V228L238 229L239 232H241V237H240L241 239L239 238V239H240V240H239V243L236 241L238 244L236 243L235 245H237V246H236V247H233V246H232V247H233V250H234V248H235V251H234V252H235V254H237V257H238V259H239L238 261H240V262L242 263V262L245 261V260H247V261L250 260L253 264H264V250H263V248H262V249H260V248L258 249V248H257V247H260V246H256V245L258 244V243L256 242V240H255L256 244H255V242H254V238L256 239L255 234L253 233L255 237L252 238L253 236L251 237V235H250V234H251V233H250L251 231H250V232H249V233H250V234H249L250 236H249L248 239H250V237H251L253 240H251V242H250V241L247 242L248 239H245V241H246V242H245L244 239H243L242 234L245 232L244 230H245L246 227H244V230H243ZM247 228H248V227H247ZM247 228H246V229H247ZM150 229H151V228H150ZM150 229H149V231H150ZM171 229H172V228H171ZM171 229H170V230H171ZM254 229H255V228H254ZM257 229H258V227H257ZM259 229H260V228H259ZM259 229H258V230H259ZM263 229H264V228H263ZM66 230H67V229H66ZM66 230H65V231H66ZM238 230H237V232H238ZM248 230H250V229H248ZM251 230H252V229H251ZM147 231H148V230H147ZM172 231H174V229H173ZM243 231H244V232H243ZM252 231H253V230H252ZM261 231H262V230H261ZM169 232H170V231H169ZM176 232H178V231H176ZM254 232H255V231H254ZM174 233H175V232H174ZM261 233H264V232H261ZM66 234H67V233H66ZM171 234H172V233H171ZM236 234H237V233H236ZM238 234H239V233H238ZM244 234H245V233H244ZM247 234H248V233H247ZM136 236H137V235H136ZM166 236H167V235H166ZM258 236H259V235H258ZM258 236H257V237H258ZM108 237H109V236H108ZM108 237H107V238H108ZM167 237H168V236H167ZM246 237H247V236H246ZM260 237H261V236H260ZM147 238H148V237H147ZM155 238H156V237H155ZM244 238H245V236H244ZM159 239H160V238H159ZM237 239H238V238H237ZM258 239H259V238H257V240H258ZM261 239H262V242H264L263 236L261 237ZM101 240H102V239H101ZM116 240H117V239H116ZM118 240H119V239H118ZM164 240H165V239H164ZM105 241H106V240H105ZM138 241H139V240H138ZM138 241H137V242H138ZM152 241H153V240H152ZM155 241H156V240H155ZM157 241H158V240H157ZM161 241H162V240H161ZM252 241L254 242V244H253ZM258 241H260V240H258ZM100 242H101V241H100ZM100 242H99V244H100ZM163 242H164V241H163ZM103 243H104V242H103ZM115 243H116V242H115ZM152 243H153V242H152ZM161 243H162V242H161ZM225 243H226V242H225ZM225 243H224V244H225ZM259 243L261 244V246L263 245V243H261V242H259ZM109 244H110V243H109ZM118 244H119V242H118ZM120 244H121V243H120ZM139 244H140V243H139ZM159 244H160V243H159ZM159 244H158V245H159ZM175 244H176V243H175ZM100 245H101V244H100ZM114 245L116 246V244H114ZM114 245H112V246H114ZM158 245H157V246L155 245L154 247H157V248H158ZM228 245H229V244H228ZM65 246H66V245H65ZM117 246H118V245H117ZM101 247H102V246H101ZM137 247H138V246H137ZM171 247H172V246H171ZM223 247H224V246H223ZM263 247H264V246H263ZM105 248H106V247H105ZM112 248H113V247H112ZM115 248H116V247H115ZM120 248H121V247H120ZM149 248H150V247H149ZM152 248H153V247H152ZM181 248H182V247H181ZM181 248H180V249H181ZM230 248H231V247H230ZM134 249H135V248H134ZM110 250H111V249H110ZM110 250H109V251H110ZM117 250H118V249H117ZM149 250H150V249H149ZM167 250H168V249H167ZM167 250H166V251H167ZM184 250H185V249H184ZM211 250H213V249H211ZM228 250H229V249H228ZM97 251H98V249H97ZM134 251H135V250H134ZM134 251H133V252H134ZM147 251H148V249H147ZM187 251H188V250H187ZM213 251H214V250H213ZM230 251H231V249H230ZM94 252H95V251H94ZM138 252H139V251H138ZM168 252H169V251H168ZM218 252H219V251H218ZM220 252H221V251H220ZM223 252H226V248H225V251H223ZM228 252H229V251H228ZM228 252H227V253H228ZM148 253H149V252H148ZM148 253H146V254H148ZM151 253H152V252H151ZM184 253H185V252H184ZM95 254H96V253H95ZM146 254H145L144 256H146ZM101 255H102V254H101ZM135 255H136V254H135ZM148 255H149V254H148ZM187 255H188V254H187ZM224 255H225V254H223V257H224ZM228 255H229V254H228ZM103 256H104V255H103ZM164 256H166V253H165ZM230 256H231V255H230ZM87 257H88V256H87ZM166 257H167V256H166ZM232 257H233V256H232ZM95 258H96V257H95ZM126 258H127V257H126ZM181 258H182V256H181ZM89 259H90V258H89ZM93 259H94V257H93ZM101 259H102V257H101ZM142 259H143V258H142ZM179 259H180V258H179ZM182 259H184V258H182ZM188 259H190V258H188ZM227 259H228V258H227ZM233 259H234V258H233ZM235 259H237V258H235ZM159 260H160V259H159ZM92 261H93V260H92ZM92 261H91V263H92ZM94 261H95V259H94ZM102 261H103V260H102ZM160 261H162V260H160ZM180 261H181V260H180ZM225 261H226V260H225ZM250 261H249V262H250ZM156 262H158V260H157ZM156 262H155V264H156ZM162 262H163V261H162ZM168 262H169V260H168ZM171 262H172V261H171ZM171 262H169V263H171ZM174 262H176V260H175ZM174 262H173V264H175ZM178 262H179V260H178ZM184 262H185V261H184ZM227 262H228V261H227ZM240 262H239V263H240ZM251 262H250L249 264H251ZM87 263H88V262H87ZM159 263H160V262H159ZM190 263H191V262H190ZM195 263H196V262H195ZM236 263H237V262H236ZM239 263H238V264H239ZM243 263H244V262H243ZM243 263H242V264H243ZM113 264H114V263H113ZM128 264H129V263H128ZM167 264H168V263H167ZM171 264H172V263H171ZM176 264H177V263H176ZM186 264H187V263H186ZM245 264H246V263H245ZM247 264H248V262H247Z\"/></svg>",
	"mask_w": 264,
	"mask_h": 264
}]
</instances>
